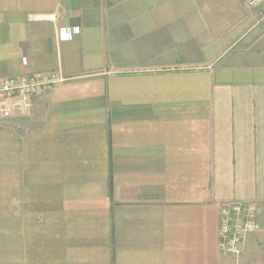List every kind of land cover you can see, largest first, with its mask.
Masks as SVG:
<instances>
[{
    "label": "crops",
    "instance_id": "crops-1",
    "mask_svg": "<svg viewBox=\"0 0 264 264\" xmlns=\"http://www.w3.org/2000/svg\"><path fill=\"white\" fill-rule=\"evenodd\" d=\"M262 5L0 0V79L64 77L0 121V264H264Z\"/></svg>",
    "mask_w": 264,
    "mask_h": 264
},
{
    "label": "built area",
    "instance_id": "built-area-1",
    "mask_svg": "<svg viewBox=\"0 0 264 264\" xmlns=\"http://www.w3.org/2000/svg\"><path fill=\"white\" fill-rule=\"evenodd\" d=\"M264 0H249L250 4ZM64 77L59 72L33 73L0 79V116L9 117L18 108L25 110L28 100L45 93ZM256 202L225 201L219 204L218 246L223 252L239 257L245 238L262 229Z\"/></svg>",
    "mask_w": 264,
    "mask_h": 264
},
{
    "label": "rangeland",
    "instance_id": "rangeland-1",
    "mask_svg": "<svg viewBox=\"0 0 264 264\" xmlns=\"http://www.w3.org/2000/svg\"><path fill=\"white\" fill-rule=\"evenodd\" d=\"M6 117L0 116V121ZM6 178H0V206L6 205Z\"/></svg>",
    "mask_w": 264,
    "mask_h": 264
}]
</instances>
